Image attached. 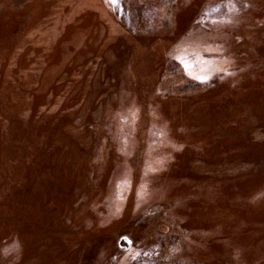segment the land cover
<instances>
[{"label":"rangeland","instance_id":"obj_1","mask_svg":"<svg viewBox=\"0 0 264 264\" xmlns=\"http://www.w3.org/2000/svg\"><path fill=\"white\" fill-rule=\"evenodd\" d=\"M0 264H264V0H0Z\"/></svg>","mask_w":264,"mask_h":264},{"label":"water","instance_id":"obj_2","mask_svg":"<svg viewBox=\"0 0 264 264\" xmlns=\"http://www.w3.org/2000/svg\"><path fill=\"white\" fill-rule=\"evenodd\" d=\"M119 244L121 246H128V239L126 236H122L120 239H119Z\"/></svg>","mask_w":264,"mask_h":264},{"label":"trees","instance_id":"obj_3","mask_svg":"<svg viewBox=\"0 0 264 264\" xmlns=\"http://www.w3.org/2000/svg\"><path fill=\"white\" fill-rule=\"evenodd\" d=\"M132 10L135 11L136 16H137V18H138L137 21L139 20L138 22H140V21H141V18H140L141 15L139 14L138 7H134V8H132Z\"/></svg>","mask_w":264,"mask_h":264},{"label":"snow or ice","instance_id":"obj_4","mask_svg":"<svg viewBox=\"0 0 264 264\" xmlns=\"http://www.w3.org/2000/svg\"><path fill=\"white\" fill-rule=\"evenodd\" d=\"M117 2V0H112V3H116Z\"/></svg>","mask_w":264,"mask_h":264}]
</instances>
